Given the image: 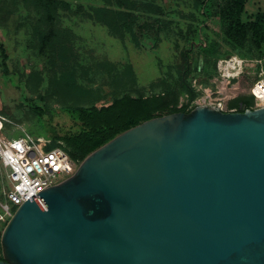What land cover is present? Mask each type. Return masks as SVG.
<instances>
[{
	"label": "water",
	"instance_id": "1",
	"mask_svg": "<svg viewBox=\"0 0 264 264\" xmlns=\"http://www.w3.org/2000/svg\"><path fill=\"white\" fill-rule=\"evenodd\" d=\"M0 264H264V107L144 120L17 207Z\"/></svg>",
	"mask_w": 264,
	"mask_h": 264
},
{
	"label": "rangeland",
	"instance_id": "2",
	"mask_svg": "<svg viewBox=\"0 0 264 264\" xmlns=\"http://www.w3.org/2000/svg\"><path fill=\"white\" fill-rule=\"evenodd\" d=\"M116 2L58 0L53 11L56 23L51 15L36 13L30 0H0V42L8 56V74L0 63V115L7 119L1 135L26 133L49 145L48 139L37 135L34 106L54 108L51 117L43 116V122L66 130L72 121L60 110L62 104L100 106L125 91L159 92L180 75L195 101L217 87L220 93L212 98L219 97L221 103L245 91L247 84L223 85L215 73L217 57L236 52L221 18L229 0H147L146 11H129V15L125 14L127 6ZM99 7L108 10L100 14L95 11ZM261 11L264 0H246L241 20L248 22ZM60 28L69 29L67 40L62 33L54 38L52 30ZM63 41V45L58 43ZM238 49L257 51L249 39ZM185 51L189 57L183 61ZM182 92L180 101L191 95ZM6 187L0 168L1 201ZM5 223L0 222V234Z\"/></svg>",
	"mask_w": 264,
	"mask_h": 264
},
{
	"label": "trees",
	"instance_id": "3",
	"mask_svg": "<svg viewBox=\"0 0 264 264\" xmlns=\"http://www.w3.org/2000/svg\"><path fill=\"white\" fill-rule=\"evenodd\" d=\"M35 6L36 13L43 14L54 18L57 23L58 18L54 14V8L58 4V0H30ZM246 0H229L225 9L222 11L221 18L226 24V34L230 43L233 45L234 53L244 57L264 56V11L255 13L252 20L245 22L241 20V14L244 10ZM110 1L107 3L109 4ZM118 2V3H117ZM116 4L125 8V14H132L130 12L146 11L148 5L147 0H117ZM111 3V2H110ZM108 9L99 7L96 12L105 14ZM130 11V12H129ZM96 14V17H99ZM104 20V18L102 17ZM101 19V20H102ZM102 20V21H103ZM104 22V21H103ZM130 22H126L127 28H130ZM54 38L59 37L62 33V39L67 40L71 35L69 29L60 28L56 31L52 30ZM58 35V36H57ZM49 39L48 34L43 35ZM61 39V41H62ZM257 49L244 53L238 47L246 41ZM63 45V42H58ZM44 45V43H42ZM0 56L3 73L8 74V66L6 60L8 58L3 44L0 42ZM189 57V52L182 53V59ZM218 58V57H217ZM216 61V60H215ZM181 86V87H180ZM187 90L191 93L189 97L183 102L179 97L183 93L182 90ZM194 96L190 91L189 85L184 82L180 75L177 81L168 87L164 85L159 92L145 94L142 91L136 90V94L125 91L122 94L114 96L108 104L97 106L95 104H62L60 110L64 112L72 121L68 129H59V125L45 124L43 116L55 111L54 108L44 104L34 106L32 109L28 100V106L36 116V125L40 129L37 135L48 139V147L58 146L62 148L68 156L77 162H80L88 153L95 148L110 140L116 134L144 121L156 116H161L177 111H189V104ZM42 99V98H41ZM43 100V99H42ZM43 102V101H42ZM241 103V108L237 107ZM253 106L251 97H238L229 101L228 107L234 111H243L246 108ZM1 253V251H0Z\"/></svg>",
	"mask_w": 264,
	"mask_h": 264
},
{
	"label": "built area",
	"instance_id": "4",
	"mask_svg": "<svg viewBox=\"0 0 264 264\" xmlns=\"http://www.w3.org/2000/svg\"><path fill=\"white\" fill-rule=\"evenodd\" d=\"M215 73L223 85L241 81L247 84L253 100L250 108L264 107V56L244 57L236 53L219 56ZM205 92L200 100L190 102V109L198 104L222 107L219 97L212 98L220 93L218 87ZM5 122L7 119L0 115V131L5 128ZM78 164L62 148L48 147L46 141L26 133L15 137L0 134V168L7 182L1 191L0 222H7L17 207L33 194L72 175Z\"/></svg>",
	"mask_w": 264,
	"mask_h": 264
},
{
	"label": "flooded vegetation",
	"instance_id": "5",
	"mask_svg": "<svg viewBox=\"0 0 264 264\" xmlns=\"http://www.w3.org/2000/svg\"><path fill=\"white\" fill-rule=\"evenodd\" d=\"M235 97H251L250 96V92H249V88L248 87H246V89H245V91H241V92H239ZM239 106L237 107V109H239V108H241V103L239 102ZM228 105H229V101H223L222 102V107H220V108H222L223 110H225V111H232V109H230L229 107H228ZM234 111V110H233ZM237 111H239V110H237Z\"/></svg>",
	"mask_w": 264,
	"mask_h": 264
},
{
	"label": "crops",
	"instance_id": "6",
	"mask_svg": "<svg viewBox=\"0 0 264 264\" xmlns=\"http://www.w3.org/2000/svg\"><path fill=\"white\" fill-rule=\"evenodd\" d=\"M186 99H187V98H186ZM186 99H185V100H186ZM179 100H180V99H179ZM185 100H184V101H185ZM181 102H183V101H181Z\"/></svg>",
	"mask_w": 264,
	"mask_h": 264
}]
</instances>
